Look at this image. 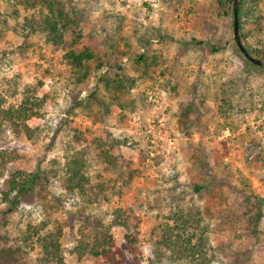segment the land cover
<instances>
[{"label": "rangeland", "instance_id": "obj_1", "mask_svg": "<svg viewBox=\"0 0 264 264\" xmlns=\"http://www.w3.org/2000/svg\"><path fill=\"white\" fill-rule=\"evenodd\" d=\"M69 1L80 25L57 44L27 25L39 5L0 0V96L18 105L31 86L44 99L28 120L33 138L0 128V196L12 173L43 171L39 189L13 211L0 202V264H40L31 226L62 230L64 264H185L156 241L187 208L201 212L210 264H264V213L255 219L264 197V64H247L234 15L219 0ZM240 37L264 62L256 56L264 54V0H246ZM85 47L95 58L81 81L65 54ZM119 76L136 83L117 93L101 82ZM75 153L90 183L103 187L89 190L99 202L64 185ZM119 212L115 261L78 254ZM19 247V263L1 256Z\"/></svg>", "mask_w": 264, "mask_h": 264}, {"label": "trees", "instance_id": "obj_2", "mask_svg": "<svg viewBox=\"0 0 264 264\" xmlns=\"http://www.w3.org/2000/svg\"><path fill=\"white\" fill-rule=\"evenodd\" d=\"M20 1L26 6H40L41 15L39 17L32 16L31 18H28L27 25L30 26L32 32H46L50 40L54 41V43L61 44L64 34L63 32L70 28L74 31V26L79 27L80 25L79 12L73 8V5L69 0ZM219 2L220 6L225 9V13L234 15V0H219ZM245 2L246 0H240L239 3L238 14L240 17L241 30ZM81 11L85 12L83 9ZM218 49V46L214 45L212 51L216 52ZM247 49L250 53L253 52L249 47H247ZM256 56L264 59V54H257ZM65 57L77 71H83L81 72L82 77L79 79L82 81V79L89 74L91 68L90 61L95 58V52L89 47H85L81 51L68 50ZM243 57L247 60L249 66L260 67L248 60L244 55ZM262 68L264 69V67ZM119 77L113 79L111 77L102 78L101 82L106 88L113 89V91L117 93H122L126 90L128 85H130V88L136 83V80L133 77ZM30 89H32L31 86L26 89L24 99L18 105L14 104L5 106L6 100L3 96H0V128H2L3 124H8L17 133L23 131L31 139L33 138L35 128H32L28 124V120L39 116L41 108L44 105V99L33 93ZM105 152L108 155L107 150ZM73 155L74 156H68L66 158L64 170V185L66 189L70 191H79L83 195H94V198H91V202H99L98 192L102 191L103 187L98 184L96 185L98 192L90 193V191L92 192L95 190L96 186L90 183L89 178L84 172L86 169V161L80 153H75ZM42 174L43 171L40 166H38V170L35 172L17 171L12 173L10 178L6 179V186L8 185V188L4 189L2 192L0 202L10 203L11 207L8 210L13 211L18 207V204L22 199L28 195L33 196V194L36 193L39 186H41L40 181L43 179ZM2 175V163L0 162V178ZM206 187L207 186L200 184L195 185V189L198 192ZM258 201L257 213L255 216L256 223L258 222L260 215H263L264 213V197H260ZM120 212L111 223H100L92 241H82V244L77 247L78 254L81 255L82 249H85L95 256H105L111 261H115L116 253L113 250L114 238L111 231L113 226L123 225L120 222L122 217ZM200 215L201 212L198 208L180 209L174 212L171 219L174 220L175 223L173 226L166 224L164 230L156 241L157 247L160 248V250H163V252L169 251L172 255L182 258L185 260V264H210L214 254L212 253V248L206 237L208 230L207 228H202V217ZM61 233L62 230L60 228L55 232L48 231L45 234H41V228L38 226H31V228L28 229L27 240L31 239L33 236H37V240L40 243L42 253L39 258L40 264H64V257L61 254ZM1 256L6 260L9 259V261L13 260L19 263L22 257L21 247L16 249L11 248Z\"/></svg>", "mask_w": 264, "mask_h": 264}, {"label": "water", "instance_id": "obj_3", "mask_svg": "<svg viewBox=\"0 0 264 264\" xmlns=\"http://www.w3.org/2000/svg\"><path fill=\"white\" fill-rule=\"evenodd\" d=\"M234 36L236 39V42L240 48V50L243 52L246 58L250 60L251 62L258 64V65H263L264 62L256 57H254L248 49L244 46V44L241 41L240 37V20H239V0H234Z\"/></svg>", "mask_w": 264, "mask_h": 264}]
</instances>
